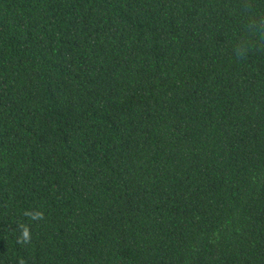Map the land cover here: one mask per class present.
<instances>
[{
    "label": "trees",
    "instance_id": "obj_1",
    "mask_svg": "<svg viewBox=\"0 0 264 264\" xmlns=\"http://www.w3.org/2000/svg\"><path fill=\"white\" fill-rule=\"evenodd\" d=\"M0 264H264V0H0Z\"/></svg>",
    "mask_w": 264,
    "mask_h": 264
}]
</instances>
